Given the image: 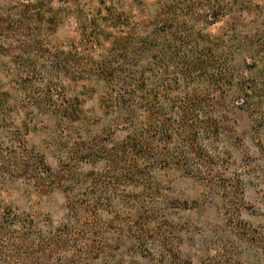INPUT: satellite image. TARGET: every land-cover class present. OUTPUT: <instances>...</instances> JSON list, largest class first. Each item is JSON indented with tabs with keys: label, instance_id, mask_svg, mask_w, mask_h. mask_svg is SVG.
<instances>
[{
	"label": "trees",
	"instance_id": "16d2710c",
	"mask_svg": "<svg viewBox=\"0 0 264 264\" xmlns=\"http://www.w3.org/2000/svg\"><path fill=\"white\" fill-rule=\"evenodd\" d=\"M237 91L261 111L264 0H0V122L34 121L51 149H0V264H114L110 227L190 264L158 227L156 176L211 168L206 147ZM20 191L31 215L4 202ZM55 194L57 223L32 207Z\"/></svg>",
	"mask_w": 264,
	"mask_h": 264
},
{
	"label": "rangeland",
	"instance_id": "374dc122",
	"mask_svg": "<svg viewBox=\"0 0 264 264\" xmlns=\"http://www.w3.org/2000/svg\"><path fill=\"white\" fill-rule=\"evenodd\" d=\"M242 19L248 22L250 17L243 14ZM221 28L218 23L211 33ZM64 35L63 31L58 34ZM233 61L240 65L241 59ZM239 69L243 70L242 65ZM252 103L238 91L228 96L218 136L206 147L211 168L202 172L164 170L156 176L162 206L157 217L162 225L158 227H166L173 235L171 249L180 261L198 264L204 254L221 257L225 264H264V101L260 112H252ZM34 126L27 118L8 117L0 122V149L23 146L49 156L50 133L46 128L35 131ZM87 171L90 169L85 168ZM2 197L19 213L31 215V196L20 191ZM61 204V197L55 194L39 208L32 207L40 217L49 216L57 223L62 217ZM118 211L126 222L129 213L122 207ZM129 228H109L111 262L147 264L140 256L146 250L151 256L148 264H163L158 247L141 241L136 248L138 244L122 234Z\"/></svg>",
	"mask_w": 264,
	"mask_h": 264
}]
</instances>
